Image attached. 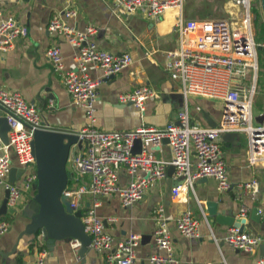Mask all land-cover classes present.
<instances>
[{
    "label": "built area",
    "instance_id": "2783aa9c",
    "mask_svg": "<svg viewBox=\"0 0 264 264\" xmlns=\"http://www.w3.org/2000/svg\"><path fill=\"white\" fill-rule=\"evenodd\" d=\"M186 1L113 0V11L117 14L141 12L155 20L170 9H178L182 13ZM229 1L242 8L237 22L222 18L179 20L180 47L168 52L166 65L171 77L182 82L186 99L194 95L224 102L222 118L216 126H203L193 121L186 102L177 119L165 127L142 125L129 130L100 129L94 124L99 87L107 79L122 73L133 58L129 53L117 55L101 48L95 41L99 32L97 25L87 24L81 29L69 23L68 18L78 13L72 0H67L65 9L55 13L49 21L48 30L51 33L63 37L78 49L75 69L65 66L62 50L58 46L49 48L47 56L54 71L62 74L73 102L85 110L90 120L76 133L83 146L79 148L75 144L69 157L76 173L86 176L88 181L76 188H67L64 194L74 211L80 208V203L86 197L95 198L83 212L81 220L91 239L88 247L105 251L106 264H134L141 234L132 233L126 239L116 241L112 234L106 232L105 220L97 213V208L102 205L99 196L117 194L124 207H131L145 197L151 183L167 176L171 165L181 181L172 189L175 197L185 189L193 188L196 180L202 177H212L220 190H229L232 183L222 158L220 142L226 132H245L249 141V164L264 162V114L260 115L263 120L259 121L253 113L259 48L253 29L252 0ZM28 31L27 25L11 15H4L0 8V52L10 51L15 41L26 36ZM91 66L101 71L98 77L90 74ZM160 96L158 91L144 85L121 93L119 100L132 103L143 111L147 99ZM0 107L10 125L7 143L0 133V185L8 190L7 204L16 207L23 192L34 186L37 174H25L20 184L11 182L9 174L13 164L10 150L16 152L20 166L26 170L36 162L33 146L35 131L48 129L51 125L19 91L0 89ZM165 138L169 139L172 152L170 160L156 154ZM136 140L141 141L139 152L133 151ZM193 153L197 159L194 170ZM121 170L129 176L127 183L120 182ZM239 186L254 194L259 192L257 179L244 181ZM246 214L247 207L242 206L238 216L242 218ZM154 216L157 250L150 255V262L180 264L165 207L157 205ZM9 226L8 221L0 220V237ZM176 226L183 236L196 237L200 234L201 220L193 211L187 210L177 219ZM224 241L235 249L251 252L261 238L234 225L229 228ZM71 243L75 251L83 246L77 238L72 239ZM48 253L46 248H42L37 258L26 264H46ZM257 264H264V255L257 259Z\"/></svg>",
    "mask_w": 264,
    "mask_h": 264
},
{
    "label": "crops",
    "instance_id": "0c3cea01",
    "mask_svg": "<svg viewBox=\"0 0 264 264\" xmlns=\"http://www.w3.org/2000/svg\"><path fill=\"white\" fill-rule=\"evenodd\" d=\"M67 3V0H0L4 15L15 17L29 30L26 36L15 41L10 51L0 52V89L22 93L51 127L77 133L90 120L85 110L73 102L62 74L54 71L47 56L49 48L58 46L62 50L65 66L76 68L77 47L48 30L52 16L61 13ZM192 3L193 0H187L182 13L178 9H170L159 19L152 20L141 12L115 13L113 0H72L78 13L68 18L69 23L81 29L87 24L97 25L99 32L95 41L101 48L117 55L129 53L133 58L122 73L100 85L94 121L97 127L104 130H129L142 125L165 127L177 119L186 102L193 121L203 126H216L220 122L222 100L194 95L186 99L182 82L173 79L166 69L168 52L180 47L179 20L212 19L190 13V6L196 8ZM239 8L242 14V8ZM90 74L96 78L101 71L91 66ZM144 85L158 91L161 96L147 99L143 111L132 103L120 102L121 93ZM2 115L5 114L0 107V118ZM220 142L222 158L232 183L229 190H220L212 177H202L196 180L193 188L185 189L175 197L172 189L181 181L176 177L174 168L169 167L167 176L151 183L145 197L131 207H124L117 194L98 197L102 205L97 208V213L105 220L106 232L112 234L116 241L124 240L132 233L141 234L134 264H153L149 257L157 250L154 209L159 204L165 207L169 218L180 264H257V259L264 255V162L249 164V141L245 132H238L235 137L222 136ZM156 154L167 160L172 158L168 143H164ZM10 156L13 167L22 169L13 149ZM192 161L194 170L197 162L194 153ZM37 171L36 160L16 177L15 182L20 184L25 174H37ZM67 171L72 174L69 179L71 188L88 181L86 176L76 173L69 160ZM119 179L121 183H127L129 176L121 170ZM252 179L259 181V192L256 194L239 186ZM36 193L34 184L30 190L23 192L16 207H10L7 204L8 190L0 185V220L8 221L10 225L0 237V264H26L36 259L42 248L49 252L46 264H106L105 251L89 247L81 257L80 251H75L72 246V237L52 241L44 235L41 227L37 229L34 226V211L29 202ZM94 199L93 196L86 197L79 209L85 212ZM209 202L217 203V213H209ZM242 206L247 207V214L240 218L238 215ZM187 210L193 211L201 220L199 236H183L176 226L177 219ZM222 212L228 217L234 215L242 219L239 224L244 227L243 230L261 238L253 251L235 249L224 241L231 226L219 222L218 215Z\"/></svg>",
    "mask_w": 264,
    "mask_h": 264
},
{
    "label": "water",
    "instance_id": "95a60500",
    "mask_svg": "<svg viewBox=\"0 0 264 264\" xmlns=\"http://www.w3.org/2000/svg\"><path fill=\"white\" fill-rule=\"evenodd\" d=\"M264 9V0H262ZM259 49L263 46L259 45ZM259 121L263 117H257ZM10 125L6 116L0 118V133L4 142H8V133ZM236 131L226 132L223 137H235ZM164 143H168L169 139L165 138ZM78 144L83 146V141L79 140L76 133H68L61 129L50 127L48 129H39L35 131L33 146L38 164L37 178L35 185L37 187L36 195L30 200L29 204L34 211V226L38 229L41 227L44 235L48 236L52 241L57 238L72 237V239H80L83 243L79 250L81 257L88 250L90 236L84 230V224L81 220L83 211L81 209L70 214L73 209L70 206L68 197L63 193L67 188L68 181L72 177L71 172L67 171V163L70 157L71 148ZM141 150V141L136 140L134 152ZM172 168L174 166H170ZM24 173V169L12 167L9 174V180L15 182L16 177ZM208 210L210 214L217 213V203L209 202ZM256 211H259L257 209ZM231 214V213H230ZM219 222L229 226H243L239 224L242 219L236 216H226L224 212L218 215ZM238 221L237 223H235Z\"/></svg>",
    "mask_w": 264,
    "mask_h": 264
},
{
    "label": "rangeland",
    "instance_id": "374dc122",
    "mask_svg": "<svg viewBox=\"0 0 264 264\" xmlns=\"http://www.w3.org/2000/svg\"><path fill=\"white\" fill-rule=\"evenodd\" d=\"M192 4L196 5V8L190 6V13L199 14L201 17L222 18L236 20L237 22L241 14V9L228 0H193ZM251 13L253 16V28L257 37L256 41H258L259 45L263 46L264 9L262 0H252ZM248 82L250 81L248 80ZM253 113L255 119L257 116L264 114V47L259 49L257 94L254 101Z\"/></svg>",
    "mask_w": 264,
    "mask_h": 264
},
{
    "label": "trees",
    "instance_id": "16d2710c",
    "mask_svg": "<svg viewBox=\"0 0 264 264\" xmlns=\"http://www.w3.org/2000/svg\"><path fill=\"white\" fill-rule=\"evenodd\" d=\"M71 186H72V182L70 183V181H69L67 188H71Z\"/></svg>",
    "mask_w": 264,
    "mask_h": 264
}]
</instances>
